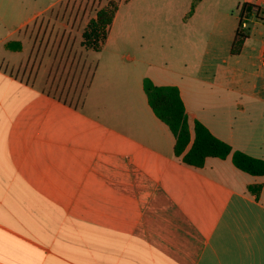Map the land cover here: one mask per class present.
<instances>
[{"label":"crops","instance_id":"obj_1","mask_svg":"<svg viewBox=\"0 0 264 264\" xmlns=\"http://www.w3.org/2000/svg\"><path fill=\"white\" fill-rule=\"evenodd\" d=\"M246 2L262 13L264 0ZM120 4L102 46L108 62L97 61L79 105L38 87L37 76L25 81L0 68V264H264V175L236 168L230 155L194 167L174 154V135L143 89L140 64L150 62L113 38ZM40 14L5 33L0 59L13 65L28 55L24 39L17 49L5 44ZM232 39L228 56L239 62L250 36L238 55ZM220 62L232 69L228 58ZM164 69L149 78L179 88L192 139L197 119L264 159L233 131L245 105L203 106ZM255 95L264 102V89ZM256 183L257 196L248 190Z\"/></svg>","mask_w":264,"mask_h":264},{"label":"rangeland","instance_id":"obj_2","mask_svg":"<svg viewBox=\"0 0 264 264\" xmlns=\"http://www.w3.org/2000/svg\"><path fill=\"white\" fill-rule=\"evenodd\" d=\"M109 1L121 2L112 28L113 38L124 40L129 51V45H135V54L150 62L149 66L140 64L144 71L147 68L146 76H158L165 65L170 68L167 71L172 80L182 76L188 82L203 106L245 105V112L234 113L237 123L233 124V131L250 145V151L264 156V102L255 95L264 89V54L260 56L264 22H251L258 21L260 14L264 16V9L262 13L254 10L251 20H245L241 27L250 34V40L239 62L228 56L239 5L247 0H198L195 15L189 14L193 0H0V39L28 16L41 11L34 22L10 40L24 39L28 55L13 65L0 59V68L25 81L37 76L38 87L79 105L95 64L98 60L108 62L110 55L106 49L84 47L82 33L88 21ZM206 47L210 50L208 62ZM121 50L126 56L131 54L126 48ZM222 58L230 62L229 72L227 65L220 62Z\"/></svg>","mask_w":264,"mask_h":264},{"label":"trees","instance_id":"obj_3","mask_svg":"<svg viewBox=\"0 0 264 264\" xmlns=\"http://www.w3.org/2000/svg\"><path fill=\"white\" fill-rule=\"evenodd\" d=\"M196 1L198 0L192 1L189 14H192ZM118 4L109 1L106 6L96 12L95 17L88 21L82 33L81 44L84 47L95 51L102 49ZM255 7L256 5L253 3L246 1L240 4L238 23L230 49L232 55L240 53L244 41L249 37V33L245 32L241 27L242 22H245L253 14ZM6 47L8 49H17L21 47V43L20 41H8ZM143 89L154 114L168 126L174 135V154L184 164L201 167L207 157L224 159L230 155L236 168L251 175H264V159L251 156L239 149H233L229 143L216 137L197 119L193 123L194 137L193 139L191 138L188 115L177 86L156 85L150 78L145 77L143 79ZM261 188V183L248 186V190L256 196Z\"/></svg>","mask_w":264,"mask_h":264},{"label":"built area","instance_id":"obj_4","mask_svg":"<svg viewBox=\"0 0 264 264\" xmlns=\"http://www.w3.org/2000/svg\"><path fill=\"white\" fill-rule=\"evenodd\" d=\"M242 26H245V22H242Z\"/></svg>","mask_w":264,"mask_h":264}]
</instances>
